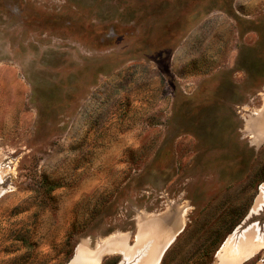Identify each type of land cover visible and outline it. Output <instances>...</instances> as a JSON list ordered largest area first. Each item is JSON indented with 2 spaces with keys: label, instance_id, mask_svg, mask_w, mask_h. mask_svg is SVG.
Segmentation results:
<instances>
[{
  "label": "rangeland",
  "instance_id": "rangeland-1",
  "mask_svg": "<svg viewBox=\"0 0 264 264\" xmlns=\"http://www.w3.org/2000/svg\"><path fill=\"white\" fill-rule=\"evenodd\" d=\"M263 115L264 0H0V264H219Z\"/></svg>",
  "mask_w": 264,
  "mask_h": 264
},
{
  "label": "bare ground",
  "instance_id": "bare-ground-1",
  "mask_svg": "<svg viewBox=\"0 0 264 264\" xmlns=\"http://www.w3.org/2000/svg\"><path fill=\"white\" fill-rule=\"evenodd\" d=\"M262 191L264 193V187L262 188ZM256 208L257 209L255 211V214H257V213L261 214L262 212H264V197L260 201H258ZM245 226H246V228H245ZM254 232H258V233L255 235ZM263 233H264V223L259 224L256 221L255 224L251 225V224H249V221H248L246 223V225H244L242 227V229H240V231H238V233L234 236V238H231L226 242V244L224 245V250H227L228 248H230L229 254H228V256H225L224 258L222 257L221 262H219V264H240L246 257H248L252 253V251L257 249V247L259 245H256V244H257L258 240H261L263 238V235H262ZM116 241H118V239ZM126 241H127V238H126ZM172 242H173V240L170 241V243H172ZM77 251H78V255H79L78 257L79 258L80 257H84V258L88 257V258L94 260L95 262H97V261L100 262V259H99L100 257L98 258V254L100 255L102 253L100 251H98V252L88 251V250L83 249L81 247H79ZM164 251H165V249L163 247L160 250V252L158 251L159 252V253H157L158 255H156V256L149 255V257H148L149 262H147V264H158V262L161 260V258L163 256Z\"/></svg>",
  "mask_w": 264,
  "mask_h": 264
},
{
  "label": "water",
  "instance_id": "water-1",
  "mask_svg": "<svg viewBox=\"0 0 264 264\" xmlns=\"http://www.w3.org/2000/svg\"><path fill=\"white\" fill-rule=\"evenodd\" d=\"M182 229H183V228H182ZM182 229H181L179 232H181ZM147 230H150V229H147ZM147 230H145V232H147ZM179 232H178V233H179ZM140 235H141V234H138V235H137V240H136V242H138V241L140 242V240L142 239ZM145 235H146V233H145ZM174 240H175V238H174ZM135 244H137V243H135ZM140 244H141V243H140ZM127 245H128V246H126V248H127V247H133V245H130V244H128V243H127ZM150 246H151V245H150ZM168 247H169V246H167V248H166L165 251L163 252V255H164V253L166 252V250L168 249ZM123 250H124V249H123ZM120 251H122V249H121ZM98 256H99V255H98ZM162 258H163V256H162ZM162 258H161V260H162Z\"/></svg>",
  "mask_w": 264,
  "mask_h": 264
}]
</instances>
